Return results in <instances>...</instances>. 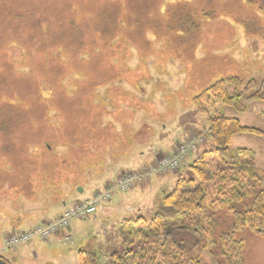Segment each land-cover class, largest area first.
I'll return each mask as SVG.
<instances>
[{
	"label": "rangeland",
	"instance_id": "1",
	"mask_svg": "<svg viewBox=\"0 0 264 264\" xmlns=\"http://www.w3.org/2000/svg\"><path fill=\"white\" fill-rule=\"evenodd\" d=\"M117 1L0 0L1 251L9 237L3 229L21 213L22 204L28 205V196H51L57 207L67 197L60 193L72 190L69 205L73 198L104 194L128 174L144 179L114 194L112 202L125 198L124 209H131L126 214L149 219L160 193L168 190L159 178L167 177L174 187L183 166L212 147L206 118L194 110L193 99L219 81L264 79V0H153L155 12L138 25L131 22L130 4ZM104 16L116 20L108 34L99 31ZM74 20L84 26L94 49L73 50L72 57L68 23ZM245 106L244 113L221 105L209 110L212 117L236 118L242 126L264 132V103ZM183 129L191 137L181 142L179 136L172 153L156 152L155 164L173 159L190 142L198 144L197 151L193 156L181 153L183 165L177 171L148 174L155 142L164 133L175 138ZM230 148L253 151L257 168L264 171L263 138L237 135ZM72 162L78 169L69 174L66 166ZM61 169L67 178L59 180L60 191L48 193L45 185ZM97 214L96 220L72 221L69 241H39L38 261L21 255L19 248L17 253L5 250L3 256L12 264H68L65 260L76 257L78 249L93 246L104 255L107 245H118L116 232L127 217H103L101 208ZM226 214L219 219V233L233 232V216ZM197 236L196 242L177 230L172 239L200 253L206 264H221L219 247H205L206 238ZM233 237L244 241L247 264H264V237L248 230Z\"/></svg>",
	"mask_w": 264,
	"mask_h": 264
},
{
	"label": "trees",
	"instance_id": "2",
	"mask_svg": "<svg viewBox=\"0 0 264 264\" xmlns=\"http://www.w3.org/2000/svg\"><path fill=\"white\" fill-rule=\"evenodd\" d=\"M152 1L118 0L116 4H130L131 22L138 25L139 21L150 17L152 10L155 12V1ZM261 10L264 13V5ZM115 21L104 16L99 31L104 34L112 32ZM68 24L73 28L70 42L72 57L73 50L82 53L86 48L94 49L92 41H87L84 26L75 20ZM115 39L111 40L110 48H113ZM62 53L57 55L62 58ZM229 87L233 88L232 94ZM243 102L264 103V79L257 83L235 77L219 81L196 96L193 107L206 118V138L212 147L186 162L187 165L183 166L186 170L178 173L176 185L160 193L149 219L138 215L121 221L116 232L119 242L115 249L107 245L104 255L92 247L80 249L79 264H206L200 253L172 239L177 230L193 241L198 239L197 235L206 238L205 247L211 244L218 246L221 264H245L244 241L233 236L236 232L248 230L264 237V171L257 168L253 151L231 150L230 146L237 135L252 134L264 139V132L244 127L236 118L212 117L209 110L210 106L221 105L244 113L247 108ZM78 165L82 166V162ZM64 167L62 163L61 168ZM73 167L78 169L73 162L70 167L66 166L68 171L70 169L69 174ZM65 171L61 169L52 176L57 181L62 180L67 178L62 176ZM42 172L48 176L45 167ZM226 213L233 216V232L219 233V219ZM0 264L11 263L0 255Z\"/></svg>",
	"mask_w": 264,
	"mask_h": 264
},
{
	"label": "crops",
	"instance_id": "3",
	"mask_svg": "<svg viewBox=\"0 0 264 264\" xmlns=\"http://www.w3.org/2000/svg\"><path fill=\"white\" fill-rule=\"evenodd\" d=\"M182 117H183V115L181 116V118ZM183 130L185 133L183 132ZM183 130L180 131V133L175 138H174V136L173 137L168 136L165 133L161 137H159V139L155 142L154 147L150 150L151 151L150 153H153V154L152 155L150 154L151 157L148 159L149 160V166H152L153 164H155V159L157 158L156 154H155L156 152H160L161 154L160 153L159 154L161 156H165V154H167V153L168 154L172 153L176 149L177 144L179 143V136H181V142H182V139H187V138L191 137V135H188V133L185 131V129H183ZM144 168H147V164L144 165L143 168L140 167V169H144ZM155 181H156V178L154 180H151L152 183H154ZM157 181H158V178H157ZM159 183L161 186L167 187L168 189H172L173 185H174V183L168 182L167 177L159 178ZM50 184L51 185H45L46 191H48V193H52V192L58 193V191H60L61 187H59L60 189H58V187H57L58 185H60L59 181L55 180L53 183L51 182ZM53 185H55V186H53ZM107 185H109V183L106 181L104 183L103 189ZM71 188H73V187H71ZM76 189H78V187H76ZM71 191L72 190H69L68 192H63L66 194H63L60 192L59 193L61 195L67 196L66 197V199H67L69 196L72 195ZM27 198L28 199L26 200V202L28 203V205L26 203L22 204L23 209H22L21 213L15 214L14 217L12 218L11 226L3 229V232L7 231L5 233L6 235L8 234V236H9V235H12L15 233L28 231V230L36 227V226L58 220L63 215V213L65 212V210L68 207L72 206L73 204H75L78 201L80 202V201H85V200L90 199V198H87V199L73 198L71 200V203H70L71 205L70 204L68 205L69 199L68 200L64 199V201H61L62 200L61 199L60 200L61 203H58V205L56 207L54 205L56 200L55 199L52 200L51 196L47 199L40 198V196L37 198L36 195L32 196L31 199H30V196H28ZM127 201L128 200H126L125 198H122L120 200H116L114 202L106 204V206L101 208L102 216L103 217L107 216L110 218L114 215L122 216L119 219H123V217L124 218L129 217L130 213L129 214H126V213L130 212V211L124 209L125 208L124 204L127 203ZM58 206L59 207L61 206L62 209H61V207L58 209ZM97 218H98V214L95 217H93L94 220H96ZM66 235H67L66 232H64L63 234H60L59 236L53 238L51 241H49L47 243H50L51 245H53L54 243H58L56 241L57 240L59 241L60 238L64 239ZM3 243H4V241H3ZM33 243H31L28 246H24V249H23V247H21L19 249L20 250L22 249L21 255H26V257H27V255L29 254V257L32 258L33 261H35V260L38 261L39 251L41 250V247H40L39 241L35 244H33ZM19 249L15 250V251H9V252L17 253V252H20ZM79 250L80 249H78V251ZM3 253L7 254V252L1 251V248H0V255L2 257H4L5 259H7L11 263L9 256H3V255H5ZM244 259H245V264H247L246 257ZM65 262H67L68 264H78L79 263L78 262V253H77L76 257H73V259L65 260Z\"/></svg>",
	"mask_w": 264,
	"mask_h": 264
},
{
	"label": "built area",
	"instance_id": "4",
	"mask_svg": "<svg viewBox=\"0 0 264 264\" xmlns=\"http://www.w3.org/2000/svg\"><path fill=\"white\" fill-rule=\"evenodd\" d=\"M198 144L196 142H190L187 146L181 145L178 150V155L172 157L173 159H163L160 160L155 165L151 166L148 174L152 172L157 174L167 173L169 170L177 171L180 169L181 153L186 156L187 153L191 154L197 151ZM182 150V152H181ZM169 173V172H168ZM126 176L130 177L127 178ZM126 177V178H125ZM144 177L140 175H125L123 178H119L116 184L111 187V189L104 194H98L91 200L77 203L71 206L63 216L49 224L44 226H39L26 232H21L17 234H12L5 240V249L14 250L20 246L27 245L35 240H40L43 242L49 241L52 237L60 234L61 232L68 231L71 229V222L74 220L81 221L92 216H95L102 206L112 201L114 194L120 192H127L134 182L143 181ZM70 236L67 237V240Z\"/></svg>",
	"mask_w": 264,
	"mask_h": 264
}]
</instances>
